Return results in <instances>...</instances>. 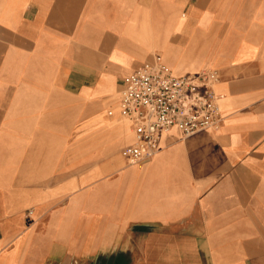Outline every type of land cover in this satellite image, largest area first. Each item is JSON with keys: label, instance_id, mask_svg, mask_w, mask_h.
Here are the masks:
<instances>
[{"label": "crops", "instance_id": "crops-1", "mask_svg": "<svg viewBox=\"0 0 264 264\" xmlns=\"http://www.w3.org/2000/svg\"><path fill=\"white\" fill-rule=\"evenodd\" d=\"M157 55L224 120L130 164ZM0 264H264V0H0Z\"/></svg>", "mask_w": 264, "mask_h": 264}, {"label": "built area", "instance_id": "built-area-1", "mask_svg": "<svg viewBox=\"0 0 264 264\" xmlns=\"http://www.w3.org/2000/svg\"><path fill=\"white\" fill-rule=\"evenodd\" d=\"M219 78L215 68L177 74L161 55L126 75L118 107L135 135L122 150L127 162L151 160L160 150L162 135L172 129L185 136L218 129L224 120L222 95L215 89Z\"/></svg>", "mask_w": 264, "mask_h": 264}]
</instances>
